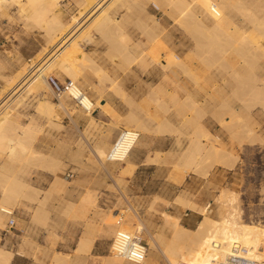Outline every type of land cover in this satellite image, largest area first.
Listing matches in <instances>:
<instances>
[{
  "label": "crops",
  "instance_id": "obj_1",
  "mask_svg": "<svg viewBox=\"0 0 264 264\" xmlns=\"http://www.w3.org/2000/svg\"><path fill=\"white\" fill-rule=\"evenodd\" d=\"M244 1V10H250L257 19L250 17L252 13L241 7L237 8L244 15L237 13L236 7H229L223 13L224 25L228 24L222 28L214 26L199 9L195 10L199 14L194 11L196 24L193 19L190 24L197 27L199 22L204 23L198 25V28L206 26L205 29L200 27L207 33L203 32L204 39L197 33L200 28H186L188 22H176L169 13L166 15V11H161L149 0H112L104 13L98 16L102 21L94 22L93 19L86 23L77 33L76 42L70 45L77 51L71 61L76 71V80L72 83L81 91L85 88L88 93L83 92L91 95L88 96L95 109L93 114L81 108H65L66 113L60 123L46 114L48 120L45 119V123L36 124L32 117L24 123L26 120L18 112V107L27 97L35 95L25 91L22 81L12 86L10 80L15 76L3 78L0 116L10 115L5 134L16 140L26 127H40L43 133L36 140L34 149L24 155L28 160L22 161L21 155L10 156V150H0V264H102L105 258H117L115 253L108 256L113 238L137 235L144 230L141 221L134 222L129 215L119 217L121 209H125L120 206V198L138 216L137 219L149 220L147 214L152 206L165 213H176L175 200L178 203L179 200H187L202 212L200 204L180 195L184 184H189L191 191L197 187V181L189 176L181 182L175 176L179 168L185 174H194V170L199 172L197 164H192L191 160L207 157L205 151L199 156L193 151L190 137L192 122L194 125L200 120L209 133L208 141L229 142V135L218 127L225 128L224 122L228 124L230 109L239 112L249 103L252 110L255 104L246 100L252 91L249 87L254 85L245 77L255 71L259 73H256L257 79L264 78V71L260 72L261 68L264 70L261 67L264 66L261 61L264 54L260 53V49L264 51V19H261L263 23L260 21L264 15V7L261 6L264 0H247L249 5ZM149 4L157 7L156 14L150 13ZM79 11L78 7L75 15L78 16ZM87 16L88 13L83 15L78 23ZM197 19L201 20L198 22ZM70 20L65 18L67 22ZM261 23L263 26L260 28ZM252 28L261 30L256 33ZM234 31L237 34H231ZM258 33L262 40H258ZM95 36L110 47L104 50L101 44L87 52L83 45L94 42ZM242 36L252 41L256 38L254 42L259 45ZM246 43L255 50L251 52L252 48ZM70 47L66 50L69 51ZM154 48L164 58L167 57L164 54L166 49L174 52L178 67L175 65L172 70H162L150 55ZM50 53L41 59V63ZM50 63L51 60L46 62L47 65ZM250 64L253 69L248 67ZM253 74L251 79H255ZM243 78L245 84L251 86L245 85ZM60 79L70 80V77L64 74ZM158 88L163 91H158ZM21 90L24 94L12 102L16 96L11 97ZM65 97L72 99L69 92ZM14 103L17 106H13ZM199 110L205 112L197 118ZM43 124L47 126L44 130ZM53 126L62 128L57 131ZM123 129L139 132V142L124 162L110 161V146ZM37 153L41 155L40 159ZM49 157L59 158L64 166L63 172L59 173L62 181L53 187V175L46 170ZM69 172L74 173V178L65 177ZM26 184L36 190L32 201L20 198ZM17 200L20 204L15 207ZM6 208L10 211L8 214ZM11 216L12 228L8 224L10 220H7ZM151 216L155 220L159 218L154 212ZM104 217L109 218V223H103ZM187 223L191 225L194 220L190 218ZM7 255L8 261L5 260Z\"/></svg>",
  "mask_w": 264,
  "mask_h": 264
},
{
  "label": "bare ground",
  "instance_id": "obj_2",
  "mask_svg": "<svg viewBox=\"0 0 264 264\" xmlns=\"http://www.w3.org/2000/svg\"><path fill=\"white\" fill-rule=\"evenodd\" d=\"M75 1L77 3L78 7L80 8V11L78 13V16L74 15L73 18H71V20L69 22H67V21H65L63 13L59 9L60 0H0V10L5 8L6 6H17L19 8L20 12L23 15L24 14L26 15L29 23L33 24L35 27H38L39 29H42V31H44V33L47 36V38H46L47 39V43H46L47 46H45V49H43V51L38 56H36L35 59L30 60L29 63H26V64L24 63L22 65V68H20L21 69L20 72H18V74L15 75L13 80H10V83L13 86V85H15V83L22 81V87L25 86V91H27L28 93H31L35 96L41 97V99H39V101H38V109L41 112H43L44 114L48 115L49 118H56L58 120H59L60 116H58L57 111L55 109V108H57V106L54 107L53 103H51L48 99H46V97H43L42 92H43V90L45 91V89L46 90L51 89V86L49 85L48 79L52 75H54L60 79V75L65 74V75L70 77L71 81L74 82L76 80V77H75L76 71L73 69V67L71 65V61H73L74 56H75L73 54L76 53L77 51L74 49L72 50L71 47H73V45L71 47H70V45L76 42L77 33L84 27V25L86 23H88L89 21H91L93 19H94V22L102 21V20H100V18H98V16L100 14L104 13L106 7L110 4V2L112 0H75ZM219 1H221V2H219ZM252 1H249V2H252ZM149 2L154 3L156 6L159 7V9L161 11H166L167 12V13L165 12L166 15H168V13H169V16L172 17L176 22L182 21V20L184 21V24H185V22H188L185 25L186 28H187V26L188 27L192 26V24H190V23H193L195 18H197V17H195V12L197 11V9L202 11L205 18L206 19L208 18L210 22H213L215 24L214 26L222 28L223 25L225 24L224 23L225 22L224 21L225 14L223 15L224 11L227 12L229 10L228 9L229 7H231L230 9H232V7L234 6V8L236 7L235 10L238 13L239 10L237 7H239V8L241 7L244 10L243 6H245L244 0H225L224 3H223V0H149ZM247 3H248V1H247ZM249 4L250 3H248L247 5H249ZM262 5L264 7V4L261 3V6ZM259 7H260V5L258 6V8ZM242 9H241L242 12H244L246 10L245 9L243 11ZM200 11H198V12H200ZM247 11H249V13H252V12H250V10H246L245 12H247ZM87 13L89 14V16H87V18H85L83 21L80 20L82 22L78 23L79 19L83 15H86ZM196 14H197V12H196ZM197 15H199V14H197ZM241 15H244V14L242 13ZM258 15H260V14L258 13ZM247 16H248V20H249V15L246 14V17ZM252 16H254V13H252V15L250 17H252ZM263 16L264 15H262V18H260V21H261V19H264ZM193 17H195V18L193 19ZM242 17H244V16H242ZM254 17H256V16H254ZM202 18L204 19V17H202ZM189 19H191L190 21H192V19H193V21L190 22ZM256 19H257V17H256ZM200 20L197 19L198 22ZM201 22H199V24ZM178 23H180V22H178ZM229 23L231 24V22H229ZM253 23H254V20H253ZM257 23H258V21H257ZM262 23L259 25L260 28H261V26H263ZM194 24H196V20H195ZM194 24L192 27L195 29L196 26L194 27ZM199 24H197L196 28H198ZM201 24L204 25V23H201ZM205 24H206V22H205ZM227 24H228V22H227ZM227 24H226V26H227ZM203 25H200V27L201 26L204 27ZM231 26L232 25H230V27ZM253 26H254V24H253ZM205 27L203 29H205ZM255 27H256V25H255ZM259 27L257 25V28H259ZM257 28H256V31H254V29H255L254 28L253 32L257 33L258 31L261 30V29L259 30ZM200 29L201 30H199V32L197 31V33L199 35L200 34L203 35V32H205V31H202L203 30L202 28H200ZM226 29H225V32H226ZM188 30H189V28L187 29V31ZM212 30H214V28ZM217 30H218V28H217ZM191 31H193V30H191ZM191 31L189 33H191ZM262 32L263 31H261V33ZM210 33H212V32H210ZM218 33H221V32H218ZM235 33H236V31H234V33H231V34H235ZM213 34L214 33H212V35ZM245 34L247 36V33H245ZM249 34H251V33H249ZM254 35L252 34V37H254ZM256 35H255V37H257ZM195 36H196V34H195ZM201 36H199V37H201ZM203 36L202 37L205 39V34ZM213 36L215 37V35H213ZM218 36H220V35H218ZM230 36H233V35H230ZM246 36L245 37L242 36L241 38H247L248 36L247 37ZM258 36H259V38L258 37L257 38L259 40L261 37L260 33H258ZM210 37L211 36H209V38ZM227 37H228V34H227ZM237 37H238V35H237ZM252 37H250V38H252ZM193 38H195V37H193ZM232 38H231V40H232ZM196 39H197V37H196ZM246 40L252 41V39H248V38ZM246 40H245V42H246ZM255 40H256V38H255ZM260 40H262V39H260ZM254 41H252V42H254ZM261 42H263V41H261ZM254 43L257 44V42H254ZM248 44H249V42H248ZM248 44H247V46H249V45L251 46L253 43L249 44V45ZM253 45H252V47H255V45L254 46ZM257 45H259V44H257ZM260 46H263V45L260 44ZM68 47H70L69 51L66 50ZM252 47H250V48H252ZM258 48L259 47H256V49H258ZM262 48H264V47H262ZM155 49L156 48H154V50ZM253 49L254 48L251 49L252 50L251 52H253L255 50V49L254 50ZM258 50H257V52H258ZM51 51H52V54L50 53ZM261 52L264 54V51L262 49H260V53ZM49 53L51 55L49 57H47V60H45L41 63V59L43 57H45L46 55H48ZM164 54L167 56L166 58H164L162 54L158 55L156 53V50L153 51V53L152 52L150 53V55L153 56V59L152 58L151 59L154 60L155 63L159 64L162 67V70L163 69L166 70V69H170V68H171L170 70H172L173 69L172 67L175 65L178 67V65L176 63V59H175L176 55L174 54V52H171L168 49H166V51H164ZM256 58H258V57H256ZM0 59H2V58H0ZM48 60H51V63L49 65L46 64V62ZM261 61H262V63H264V60H261ZM6 65L4 64L3 60L2 61L0 60V69L6 67ZM250 66H251V64L248 67H250ZM244 67H245V65H244ZM261 67H264V66H261ZM257 68H260V67H257ZM251 69H253L252 66H251ZM244 70H245V72L247 71L246 69H244ZM262 71H264V70H262V68H261L260 72H262ZM245 72H243V73H245ZM253 73L250 72V75L253 74V77L256 76V73L259 74L258 72L255 73V71H253ZM237 75H238V73H237ZM245 75H246V73H245ZM247 75L249 77L248 76L245 77L246 81L248 83L250 82L251 84L254 85V87H252V88L249 87L250 90H252L251 92L249 90V92H250L249 94L251 95L250 99H252V100L257 99L258 101H260L264 105V78L262 77L260 79L259 78L257 79V77H255V79H253V78L251 79L249 73ZM248 78H250V79H248ZM243 82H244V78H243ZM244 84H245V82H244ZM251 84H247V86H249V85L251 86ZM255 84H256V86H255ZM245 88H247V87L245 86ZM155 89H156V87H155ZM160 90L161 89L158 88V91H160ZM79 91L80 90L73 85V88H71L69 91L71 98H73V95L77 96ZM161 91H163V90H161ZM154 92H155V90H154ZM160 92H159V94H160ZM47 93H48V91H47ZM84 96H85V98H84L83 104H84V107L86 108V113H92L93 114L95 109L93 107V103L91 101V98L86 93H84ZM1 97H2V95L0 94V100H1ZM167 98H168V96H167ZM243 101L244 100H242V103L245 104L244 103L245 101L244 102ZM168 102H170V101H168ZM229 107H230V104H229ZM245 108L246 109H244L242 107V111L240 109L239 112L233 110V108L230 109V111H231L230 115L232 116V119H235V122H237L238 124L243 123V121L245 119H250V118L254 119L253 115L251 114L250 109L248 107H245ZM203 111L199 110V112L197 114V118L199 117V114L202 113ZM71 114H72V112H71ZM9 117H10V115H8V114L5 117L0 116V150H10V153H11L10 156L21 155L22 161L28 160V158H24V155H28L29 154L28 152L32 151L34 149L35 141H36L37 137L41 134L42 131H41V129H39L37 127H29V128L26 127L23 130L22 135L17 137L16 140H13L5 134V133H7V128H8L7 123L9 121L8 120ZM194 123H195V121H194ZM191 126H192V132H191L190 137L193 140L192 144H193V149L195 150V152H201L203 150L210 148V150L212 151V153L214 155L222 157L221 160H223L225 162L227 161L230 163L235 162V160L237 159V156L234 155L231 150L230 151L226 150L225 147L219 149L218 147H214V146L209 145V143H208L209 133L206 130V128H204L203 125H201L200 120H197V122L194 125L192 122ZM231 126H232V124L229 121L227 124V127H231ZM126 131L129 132L130 137L128 140H126L124 143L121 144L120 148L116 151V155L114 158V159H117L118 160L117 162H119V163L124 162L123 160L128 157L130 151L139 142V138H140L139 132H136L133 130H126ZM235 138H237V137L235 136ZM246 139H248V141ZM245 140L247 142H251V143L252 142L255 143L257 141L260 142L259 141L260 140L259 135H257L253 130H247V132L245 133V136L241 138L240 144L242 145L243 142H246ZM262 142H263V140H262ZM112 148H113V146H112ZM99 154L101 156L103 155L102 152H99ZM40 156L41 155L39 153H37L38 159H40ZM108 157H109V154H108ZM9 160H11L10 157H9ZM47 163L49 166L46 167V170L49 171L53 175V178H54V182L52 183V187H53L55 184H59L60 181H62V179H60V177H59V173L63 172L64 166L62 164V161L59 158L55 159V157H49ZM231 167L232 166H230V168ZM194 172H195V170H194ZM206 173L207 172H205L204 175H207ZM197 174H199V173H197ZM186 175H187V173L185 174V172H183V170H177V174L175 176H176V179L178 181L183 182L185 177H187ZM116 179H118V178H116ZM117 184H118V182H117ZM35 191L36 190L33 189V187H31L30 184H26L23 186V189L21 192L22 194H20V195H22V197L20 196V198H24L28 201H32V199L34 198ZM18 202L19 201L17 200L15 207H17L18 204H20ZM214 204L217 207L218 219L213 220L212 218H210L208 216L210 214V212L208 211L209 206H207V208H205V207H201L199 205L200 208L202 209V213L204 214V219L202 222L199 223L198 227L194 230H190V229H187V228L181 226L179 219L173 220V218L171 216H168L165 214V224H166V226H169L172 229L173 238H174V241L170 242L169 244H166L164 242L165 240H162L163 241L162 246H164L162 254L165 257L168 264H221V263H224L227 261L228 256L233 253V249L235 247L240 249L241 254L245 255L247 258L254 260V261H257L260 264H264V226H262V225H251V224H246V223L242 222V213H241L242 211H241V208L239 207L237 193H235L231 190L225 189V190L221 191L220 195L214 201ZM6 209H7L6 214H8V212H10V211H8V208H6ZM12 216L9 217V220L12 218ZM104 218L105 219L102 218L103 223H105V224L109 223V218L108 217H104ZM82 242H84V241H82ZM82 245L84 246V243ZM82 245L80 247L83 249L84 247ZM85 249H86V247H85ZM111 250H112L111 253L114 254V247H111ZM84 251H86V250H84ZM8 259H9V255H7L5 257L6 261H8ZM119 259L120 258H118V257L117 258L108 257V258H105V261L102 264H116V263H119ZM144 261L145 260H143L140 264H143ZM150 263H152V262H150V258L147 257L145 264H150Z\"/></svg>",
  "mask_w": 264,
  "mask_h": 264
},
{
  "label": "rangeland",
  "instance_id": "obj_3",
  "mask_svg": "<svg viewBox=\"0 0 264 264\" xmlns=\"http://www.w3.org/2000/svg\"><path fill=\"white\" fill-rule=\"evenodd\" d=\"M59 4V9L66 19L70 20L78 11V5L75 0H60ZM148 8L150 13L156 14L158 11L153 4H149ZM136 32L140 31L137 30ZM96 37L99 38L95 36L94 42L84 43L83 48L87 52L96 49L101 44H103L102 47L104 50H106L108 46L110 47L106 41L97 39ZM46 38L47 36L44 31L29 23L26 15H23L17 6H6L0 10V58H2L0 60H3L5 65L8 63V66L6 65V67L0 69V86L4 81L3 78L10 79L17 75L24 63H29L30 60L35 59V57L45 49V46H47ZM53 77L57 78L54 75ZM57 79L61 82L65 81V79ZM82 91H85V88H82ZM16 94L17 93L11 97L12 99L16 96L12 102L18 98L20 94H24V92L21 90L17 95ZM88 95L91 97L90 94ZM42 96L53 103L54 107L57 106L55 109L60 117L59 120L56 118L53 119L59 123L66 113L65 108L72 110L80 109L70 98L64 96L62 99L58 100L52 89L43 90ZM248 96L246 100L255 103L252 110H250L254 119H245L243 123L238 124L235 122V119H232V116H230L229 121L232 124L231 127H227L225 122L222 124L225 128H221V126L218 127L222 132L229 135V142L225 143L216 139L215 141H208L210 146L218 147L219 149L225 147L226 150H231L233 154L237 156L235 162L230 163L221 160L222 157L214 155L210 148L201 152H195L193 149L197 156L205 151L207 157L204 159L197 157L191 160L192 164H197L199 172H194V174L191 175L187 174V177L191 176L192 179H195L197 181V187L195 189L192 188L190 191L188 188L189 184H184L180 195L188 197L190 200L200 204L201 207L207 208V206L211 205L208 210L210 214L208 213L209 215H207L213 220H216L218 216L214 201L220 195L221 191L225 189L231 190L238 195V203L242 211V222L264 226V105L257 99H250V94ZM39 99H41L40 96H29L24 100V103L21 102V106L18 107V112L24 116L23 119L26 120L24 123L29 122L30 117L34 119L36 124L45 123V119L48 120V117L38 109ZM61 102L63 103L62 106ZM13 106H17L16 103H14ZM250 106L249 103H246V107L250 109ZM41 127H43L44 130L47 126L43 124ZM53 127L50 128L57 131H60L62 128L61 126L60 128L56 126ZM247 130H253L259 135L260 142L251 143L247 142L248 139H246L247 141L245 140L246 142H243L241 145V138L245 136ZM235 136L238 139L235 138ZM110 147H112V145ZM230 166L233 168H230ZM178 170L183 169L179 168ZM204 171L207 172V175H204ZM120 206L121 208H125L121 209V213H123L124 216L129 215L133 218L134 222H142L144 226L142 238L147 245V257L150 258V262H152L150 264H168L162 254L164 247L162 246V240H165L164 242L169 244L174 241V238L172 229L164 223L165 214L178 217L181 225L190 230L196 229L199 223L204 219V214L199 211V208H194L193 204L189 203L187 200H179V203L175 200L173 206L176 213H165L152 206L147 214L150 218L149 220H145L143 217L137 219L138 216L136 217L133 211L125 206L121 198ZM131 206L134 210H138L135 206ZM151 212L158 214L159 218L157 220L152 219ZM185 214H188V216ZM190 218L194 220V223L191 225L187 223V220ZM7 220H9V218ZM137 227L139 228L138 225ZM111 237L113 238V236ZM110 255L114 256L111 250L110 253H108V256ZM121 261L123 264H134L121 259H119L118 264H120ZM145 261L143 264H145Z\"/></svg>",
  "mask_w": 264,
  "mask_h": 264
},
{
  "label": "built area",
  "instance_id": "obj_4",
  "mask_svg": "<svg viewBox=\"0 0 264 264\" xmlns=\"http://www.w3.org/2000/svg\"><path fill=\"white\" fill-rule=\"evenodd\" d=\"M49 85L51 89L56 95V98L60 100L62 97L65 96L67 92L73 88V83L71 80L66 79L64 82L59 81L57 78L51 76L48 79ZM84 93L83 91H79L77 96L73 95L72 100L75 104L83 109L86 112V108L84 107ZM129 132L125 129L120 131L113 144V148L109 153V160L110 161H118L115 158L116 151L120 148L121 144L124 143L126 140L129 139ZM67 179L74 178V173L69 172L65 175ZM211 205L209 206V208ZM124 214L120 213L119 217H123ZM9 226L12 228L14 226V222L12 220L9 221ZM111 247H114V253L124 261L140 264L145 258L147 257V245L145 244L142 233H138L137 235H119L112 240ZM221 264H260L257 261L251 260L247 258L245 255L241 254L240 249L234 248L233 253L228 256L227 261Z\"/></svg>",
  "mask_w": 264,
  "mask_h": 264
}]
</instances>
